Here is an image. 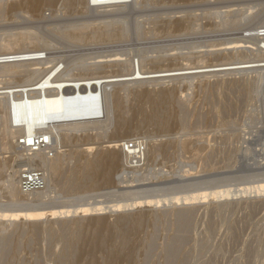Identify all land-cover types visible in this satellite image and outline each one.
<instances>
[{"label": "rangeland", "instance_id": "obj_1", "mask_svg": "<svg viewBox=\"0 0 264 264\" xmlns=\"http://www.w3.org/2000/svg\"><path fill=\"white\" fill-rule=\"evenodd\" d=\"M85 1L0 0V43L11 40L20 43L15 49L42 50L48 63L39 67L60 62L71 79L124 72L121 63L95 66L115 54L126 61L144 59L146 71L263 59L253 36H244L264 26V0H128L102 10L88 8ZM233 44L245 49H233ZM38 74L0 79V86H21ZM259 76L254 70L111 88L104 127L83 128L88 136L74 130L62 139V151L69 155L40 205L13 201L7 194V175L17 170L21 158L6 136L7 110L0 105V212L7 215L0 213V264H67L65 258L70 264H264V95ZM121 138L141 139L145 147L155 143L159 153L143 161L141 173L123 176V159L117 158L107 168V179L104 172L69 176L83 162L87 147L103 152L107 142ZM122 179L127 190L117 183ZM127 192L135 198L124 197ZM117 202L125 208L95 212ZM37 205L73 212L48 215L37 229L10 219L11 213ZM73 228L80 238L60 261ZM122 236L127 238L120 245Z\"/></svg>", "mask_w": 264, "mask_h": 264}, {"label": "bare ground", "instance_id": "obj_2", "mask_svg": "<svg viewBox=\"0 0 264 264\" xmlns=\"http://www.w3.org/2000/svg\"><path fill=\"white\" fill-rule=\"evenodd\" d=\"M127 1L128 0H86L85 2L87 3L88 8H95L94 10H97V9L102 10V8H110V7L113 8L116 6L118 7V6L124 5L125 3H127ZM0 7H1V5H0ZM225 17H227V16H225ZM246 33H247V31H246ZM251 34L248 35V33H247V35H245L244 38L247 39V38H249V36L250 37L253 36V38H256V46L255 47H256V50H258V52H260L262 54L261 58L263 57V59L258 60V58H257V60H253V61H241V62L239 61V62H234V63L230 62V63L220 64V65L218 64L215 66H201L204 64H201L198 66H188L187 65L184 67L182 66L180 68H171V69L166 68L164 70L146 71L147 69L143 70V66L141 67L142 62L145 61L143 58H142L143 61H141L140 57L137 59H132V60L129 59V61H126V59L124 60V59L120 58L121 56H118L119 54H117V55L115 54V55L111 56L112 59L99 60L96 62L94 61L95 66L96 65L99 66V65H102L104 63H110V64L115 63L117 65H118V63L119 64L121 63L126 67V70H124V72L109 73V74H104V75L101 74V76H100V74H99V76L91 74V75H88L87 77L81 76V77H75L72 79L67 78L66 75H64L65 74L64 73L65 72L64 71V65L60 62L51 68H42V67L40 68L39 66H43V65H46L48 63L47 62V56H46L47 54H45L42 50H31V51H29V50L15 49L14 46H16V47L19 46L18 45L19 42L16 41L13 43L11 40H6V41L3 40L0 43V79H11V78H14L16 75H19L21 73H26V75H32V76L37 74V73H40V74H38L39 76H37L38 79L33 80V81H31L27 84L21 85V86H9V85L0 86V105H4L6 107V110H7V115H6L5 120H4V122H5L4 128L6 130L5 131L6 136H8V138L14 142L13 146L15 147L14 149L16 151L17 156L19 158H21V162H18L19 164H21V165H19V167H21V168L22 167H26V168L28 167V169H29V167L36 168L34 171H33V169H31L32 171H27L26 173H24V171H22L21 168L20 169L22 172H20V169H18L19 167L17 168V165H16L17 170H15L12 173H10L9 175H7V181H6L7 186L4 185L8 189V193L7 192L6 193L10 195L9 197L13 201H18V202L24 201L26 203H31V204L32 203H38V205H40L39 203L44 202V199L46 197H49V194H50L48 192L49 189L51 187H53V184L55 186V183H54L55 178L54 177L57 176V173L63 167V162H64L65 158H67L66 156L69 155V154L66 155L65 152L62 151V148H64L63 144H61L62 139H64V138L68 139L69 137H71L74 130L80 129L79 132H81V135L83 136L84 134H82V132L83 133H85L86 131L88 132V130L83 131V128L85 129V128L93 127L96 125H102L104 127L105 123H104L103 118L105 117V110L107 107V95H106V93H107V91H110L111 88L125 87V86L127 87V85L132 86L133 84L139 85V84L145 83V82H149V83L152 82L153 83V82L164 81V80H167V82H169L168 80H171V79H174V80L175 79L176 80L177 79H188L189 80V79H193L195 77L197 78L198 76H201V77L202 76L203 77L204 76H214V75H218V74H230V73H237V72L242 73V72H249V71L255 70V71H260L259 79L257 78L259 80L258 86H259L260 92L264 95V26L255 29L254 34H252V35ZM24 39H25L24 36H22L21 42L25 41ZM250 39L252 40V37ZM242 41H245V39H243ZM245 42H247V41H245ZM245 42H241V43L244 44ZM238 43H240V42L238 41L237 44ZM229 44H227V46L229 45L230 47H232V43H229ZM235 45H236V43H235ZM235 45H234L233 49H240V48L242 49L245 47L244 45H247V44H244L243 45L244 47L242 46V44L238 45L237 47H235ZM227 46H226V48H227ZM230 47H228L227 49L225 48V50L229 51L230 49H232ZM247 50H248V48H247ZM104 58H105V56H104ZM106 58H107V56H106ZM151 61H153V60H151ZM162 61H164V60H162ZM94 68H97V67H94ZM100 68H102V67L100 66ZM80 70H82V69H80ZM95 71H96V69H95ZM85 73H86V71H85ZM258 86H257V88H258ZM91 129H94V128H91ZM91 129H90V131H91ZM100 129H101V127H100ZM92 131H95V130H92ZM89 133H87V134H89ZM87 134L84 136H88ZM93 134L97 135L98 133H93ZM126 140H128V139L121 138V139H117V140L107 142L108 143V145L106 146L107 150H105V151L103 150V152H100V150L96 149L95 148L96 146L94 148L93 147L92 148L87 147L88 149L86 148V151L85 150H84L85 152L83 151V153H85V154H83L84 155V158L82 160L83 162L78 164V166L73 169L72 173H71V171H69V173H71L69 176L72 175L71 176L72 178L74 177V179H77L79 177V179H80V175H81L82 171H85V172L91 171L93 174L95 173V175L97 174L96 172H101V173L104 172L103 176H106L105 179H107V176L109 175V173L108 174L106 173L107 168H110V170H111V167L115 166L117 158H120V160H122V153H121L122 151L119 150V148H120L119 143L126 141ZM146 141H147V139L145 140V142ZM103 142H105V140ZM92 143H94V142H92ZM100 143H98V145ZM107 143H104V144H107ZM144 144H146V143H144ZM154 144L155 143H153L151 145L148 144L147 147H145L146 149L145 148L142 149L143 152L141 154H142V158L144 159L143 160L144 162H145V160H149L152 157L155 158L156 154L158 155V153H159L158 151L160 150V149L158 150L159 146H157V148H156V146ZM95 145H97V144L95 143ZM99 148H101V147H99ZM68 150H70V149H68ZM93 150L96 151V152L94 151V153H95L94 155L92 153ZM138 151H139V149H138ZM128 152H130V154H133L134 150L128 151ZM66 153H68V152H66ZM89 155L91 156V158H89ZM78 156L76 155L77 158H78ZM75 162H78V160ZM146 166H147V164L145 165V168H146ZM66 167H67V165H65V168ZM37 169H39V170H37ZM62 169H64V168H62ZM104 170H106V171H104ZM35 171H41V173H34ZM142 172H143V170H142ZM140 173H141V171H140ZM125 178H126V176H125ZM90 179H92V178H90ZM29 181L31 182V184L34 188L31 190L23 189L22 184L28 183ZM117 183H118V185H121L124 183L126 184L128 182L125 181V179H122V180H117ZM132 183H129V184H132ZM76 184L79 185L78 182ZM102 184H104V183H102ZM74 186H76V185H74ZM122 188H126V190H127L126 185ZM261 188L264 189V185H261ZM5 191H6V189H5ZM134 194L135 193H128L127 192L124 195V197L125 196H133ZM204 196H202V197H204ZM207 196H208V194H207ZM195 198H198V197H195ZM201 198L199 196L198 199H201ZM127 199H129V198H127ZM127 199H124V200H127ZM135 202H136V200H135ZM137 202L140 203V201H138V200H137ZM38 205L35 206L34 208L31 207V209H29V210H24L19 214L18 213H14V214L11 213L12 214L11 216L13 218L11 217L10 219L12 221H16V220L21 221L22 220L25 223H30V225L33 227V229L34 228L37 229L36 227L38 224H40V220L42 218H44L48 215L54 216L56 214L67 215L71 212L69 210L68 211H61L60 206L59 207L56 206V208H55V206L54 207L53 206L52 207H41ZM83 205L84 206H81L82 208H85V206H87L85 204H83ZM112 205H111V208H108V207L100 208L99 207V208H96L98 210H96V211L94 210V211L100 212V211H104L105 209H108L110 211L111 209L112 210L114 209L113 207H116L117 209L122 208L121 207L122 204L119 202H117L116 204H112ZM133 205H134V202H133ZM119 206H120V208H119ZM127 206L131 207L132 205L126 204V207ZM94 207H97V205H95ZM123 208H125V206ZM183 210L184 209H182V211ZM175 213H176V211H175ZM185 213H186V209H185ZM181 214H182V212H181ZM184 215L185 214L183 213V216ZM4 217L7 218V215L5 216V214H4ZM8 217H10V215ZM123 220L125 221V217L123 218ZM65 223L66 222H64V224ZM139 225H140V223H139ZM75 226H76V224H75ZM62 228H63V226H62ZM127 230H129V229H127ZM62 231H63V229H62ZM131 231H132V229H131ZM61 232H60V234H61ZM77 232H76V229H74V228L71 230V233H70L71 236H70V239L68 241V244L67 243L64 244L65 251H64L63 256L61 255L62 258L59 255V257L61 258L60 261H62L64 256L67 257L68 253L69 252L71 253V250L74 249L72 247L73 242L75 245L76 240L80 238V236L78 235L79 232H78V234H77ZM46 234H47V232H46ZM34 235H35V233H34ZM94 235H96V234H94ZM77 236H79V237H77ZM45 237H46V235H45ZM91 238H92V236H91ZM98 238H99V236H98ZM122 238H123V236H122ZM124 238H123V240H121V243L119 242L120 245L123 244L122 242L126 241V239H124ZM46 239H48V238H46ZM102 239H103V237L102 238L100 237L99 241H101ZM109 239H110V237H109ZM104 240H105V238H104ZM89 241H91V240H89ZM119 241H120V239H119ZM64 242H65V240H64ZM46 243H47V241H46ZM112 243H111V245H112ZM115 243H117V242H115ZM56 245L57 244H55V246ZM60 245H59V247H60ZM76 245H77V243H76ZM120 245H119L120 248L124 247V246L121 247ZM115 249H119L118 245ZM111 250H113V249L111 248ZM120 250L123 252L122 249H120ZM59 251H61V250H59ZM115 251L116 250H114V253H115ZM117 251H119V250H117ZM121 251H119L120 254H121ZM58 252H57V255L59 254ZM127 253H128V251H127ZM110 254H111V252H110ZM112 255H111V257H112ZM116 256H118V255H116ZM130 256H131V254H130ZM127 257H128V255H127ZM127 257L125 260L128 259ZM69 258H71V257H69ZM124 258H125V256H124ZM66 259L69 262V259L65 258V260ZM116 259H117V257H116ZM130 259H129V261H130ZM111 260L109 258V262ZM70 261L72 262V259H70ZM114 261L115 260H113V262ZM68 262H67V264H70V262L69 263ZM111 262L109 264H111ZM116 264H117V262H116Z\"/></svg>", "mask_w": 264, "mask_h": 264}, {"label": "built area", "instance_id": "obj_3", "mask_svg": "<svg viewBox=\"0 0 264 264\" xmlns=\"http://www.w3.org/2000/svg\"><path fill=\"white\" fill-rule=\"evenodd\" d=\"M145 148V144L143 140L141 139H131L121 142L120 150L122 151V159H123V171L122 175H127L128 173H138L142 171V167L144 165L143 158H142V152ZM139 149V151H138ZM133 154H130L128 151H133ZM27 171H24L26 173ZM23 189L31 190L33 189V186L31 182L23 183L22 184Z\"/></svg>", "mask_w": 264, "mask_h": 264}, {"label": "water", "instance_id": "obj_4", "mask_svg": "<svg viewBox=\"0 0 264 264\" xmlns=\"http://www.w3.org/2000/svg\"><path fill=\"white\" fill-rule=\"evenodd\" d=\"M254 40L256 41V38H254ZM27 59V58H26Z\"/></svg>", "mask_w": 264, "mask_h": 264}]
</instances>
